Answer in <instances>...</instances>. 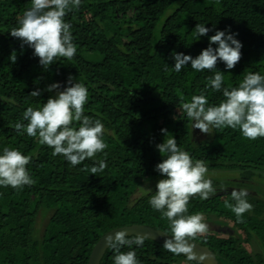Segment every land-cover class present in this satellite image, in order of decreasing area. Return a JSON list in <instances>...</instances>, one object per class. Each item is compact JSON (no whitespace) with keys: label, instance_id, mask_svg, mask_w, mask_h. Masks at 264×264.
Instances as JSON below:
<instances>
[{"label":"trees","instance_id":"1","mask_svg":"<svg viewBox=\"0 0 264 264\" xmlns=\"http://www.w3.org/2000/svg\"><path fill=\"white\" fill-rule=\"evenodd\" d=\"M29 7L30 0H0V154L14 147L30 156L26 167L35 181L22 190L0 187V264H89L94 247L111 230L145 225L168 233V221L149 204L164 178L156 171L164 159L156 145L164 142L165 128L194 160L205 161L208 173L239 176L235 185L209 177L216 192L207 200L195 196L189 201L188 214L199 212L232 224L221 221L226 237L207 232L194 240L210 251L203 264H264V137L250 140L238 129L225 128L197 140L179 97L187 102L198 95L215 70L197 72L189 62L176 72L172 55L195 58L217 30L230 29L243 45L242 58L231 70L217 63L223 87L238 86L246 72L264 75V0H81L79 9L65 16L76 55L70 61L58 58L47 69L34 49L21 47L22 41L10 34ZM198 23L210 29L206 36L193 33ZM13 51L15 63L9 59ZM69 76L88 88L84 113L101 120L108 145L76 166L63 156L53 157L52 148L13 127L18 121L27 123L23 112L28 107H40L56 94L47 91L51 84L67 87ZM36 90L41 95L30 96ZM205 95L210 105L224 99L222 90L209 88ZM100 160L107 164L102 173L82 170ZM233 189L247 190L253 205L243 223L224 207L225 201L234 203ZM252 242L259 253L247 250ZM130 250L140 264L187 260L148 238L142 247L121 249ZM113 257L107 248L99 264H114Z\"/></svg>","mask_w":264,"mask_h":264},{"label":"clouds","instance_id":"2","mask_svg":"<svg viewBox=\"0 0 264 264\" xmlns=\"http://www.w3.org/2000/svg\"><path fill=\"white\" fill-rule=\"evenodd\" d=\"M81 0H30V7L17 17L18 26L10 30L12 37L34 49L39 63L47 69L58 58L72 60L77 52L73 42L71 24L65 21L68 12L79 9ZM210 31L204 24L198 23L193 33L199 38ZM238 33L217 30L209 38V46L193 58L191 55L173 52L176 72L191 62V68L197 72L215 70L214 76L207 77V87L190 100L180 95V109L186 114L193 129L204 134H212L213 129L231 128L239 130L246 139L256 140L264 137V75L259 72H246L243 80L236 87H223L224 73L217 70V63L223 62L231 70L242 58V43L235 38ZM212 45H218L213 48ZM12 63L17 60L16 52L9 57ZM168 70L167 64L165 71ZM67 87L61 89L60 83H53L48 92L56 90L46 103L40 107H28L23 112V122H16L13 127L17 132H26L29 137L37 138L40 145L52 148V156H63L72 166L95 158L103 153L105 143L104 125L100 119L85 115L84 107L88 101V88L83 82L69 76ZM220 92L224 99L218 105H210L205 95L207 89ZM39 90L30 96H40ZM5 102L15 104L14 99L4 97ZM165 134L163 143L156 145L162 162L156 165V171L164 177L152 191L149 204L161 213V219L169 224V238L163 248L177 256L184 254L188 261L203 264L205 255L195 251L194 240L207 233L208 225L203 222L202 213L188 214V204L192 197L199 196L207 200L216 192L213 181L207 177L205 161L194 160L189 152L178 146L177 140L162 129ZM31 157L24 155L14 147H5L0 154V187L22 190L24 186L35 183L26 167ZM107 164L100 160L90 169L86 165L82 170L96 175L102 173ZM248 192L233 189L231 199L224 207L231 210L238 222L243 223V215L252 210L253 205L247 200ZM144 235L129 236L126 230L115 232L107 237V247L114 252V264H140L135 251H121L125 246H143Z\"/></svg>","mask_w":264,"mask_h":264},{"label":"water","instance_id":"3","mask_svg":"<svg viewBox=\"0 0 264 264\" xmlns=\"http://www.w3.org/2000/svg\"><path fill=\"white\" fill-rule=\"evenodd\" d=\"M120 230H126L129 234V236H135L137 234H140V235L146 236L148 239L155 240V241L162 243V244H164L165 239L169 238V235L165 234V232L160 231V230H155V229H153L149 226H145V225H131V226L120 227V228L111 230L110 232L105 234L99 240V242L96 244V246L93 249L89 264H99L100 263V259L102 258L105 250L108 248L107 244H106L107 237L109 235H114L115 232L120 231ZM193 243L196 246L195 251L198 254H202V255L206 256V259L203 261V263H206L207 258H211L208 256L210 253L209 249L207 247H204V246L197 244L194 241H193Z\"/></svg>","mask_w":264,"mask_h":264},{"label":"rangeland","instance_id":"4","mask_svg":"<svg viewBox=\"0 0 264 264\" xmlns=\"http://www.w3.org/2000/svg\"><path fill=\"white\" fill-rule=\"evenodd\" d=\"M196 139H202L206 137V134L202 133L199 129H195V133H194ZM207 177H220L223 180H228L231 183H233L234 185L238 182V175L237 174H232V173H217V172H212V173H207ZM204 217V221L207 225H208V231L207 232H212V233H216L218 235H222V237H226L227 236V229L222 226H224L225 224H228L230 226H232V224H230L228 221H219L218 219H216L215 217ZM227 228L229 229V227L227 226ZM39 229H41V227L39 226ZM247 250L252 253V254H257L259 253V247L255 242H252V244L250 246L247 247ZM177 264H191L190 261L182 259L181 261H179Z\"/></svg>","mask_w":264,"mask_h":264}]
</instances>
